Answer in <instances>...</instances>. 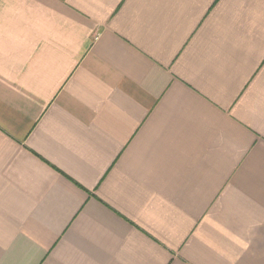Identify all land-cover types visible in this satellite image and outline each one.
Returning <instances> with one entry per match:
<instances>
[{
	"label": "crops",
	"instance_id": "crops-1",
	"mask_svg": "<svg viewBox=\"0 0 264 264\" xmlns=\"http://www.w3.org/2000/svg\"><path fill=\"white\" fill-rule=\"evenodd\" d=\"M0 264H264V0H0Z\"/></svg>",
	"mask_w": 264,
	"mask_h": 264
}]
</instances>
